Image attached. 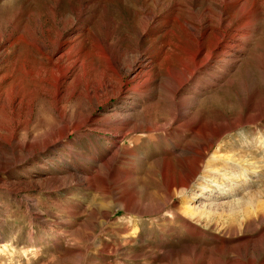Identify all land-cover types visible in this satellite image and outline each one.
<instances>
[{"label":"rangeland","instance_id":"rangeland-1","mask_svg":"<svg viewBox=\"0 0 264 264\" xmlns=\"http://www.w3.org/2000/svg\"><path fill=\"white\" fill-rule=\"evenodd\" d=\"M153 1L132 0V4L131 0H0V78L5 76L0 80V166L7 164L0 168V264H264V119L242 123L209 138L190 132L186 127L195 122L198 110L203 111L208 120L216 122L235 120L246 113L255 114L257 107L264 106V65L256 66L246 54L239 57V64L254 69L251 74V84L255 87L253 107L244 104L243 88L237 92V87L221 84V87L217 85L201 91L197 106L182 111L189 113L184 115L185 121L181 119L171 124L173 135L169 139L189 147L185 148L189 152L184 154L191 164L188 166L195 163L191 157L193 152L208 144L204 160L198 163L200 170L196 168L185 190L181 187L169 190L170 183L176 181L177 184L186 173L156 138H139L133 144L134 157L130 158L134 166L132 171L124 174L130 164L122 165L117 176L105 177L107 186L101 183V178L88 186L79 169L74 170V182L47 181L45 172L39 171L49 167L48 162L56 159L61 150L77 156L91 148L93 142H108L110 132L103 131L97 124L109 115L110 109L130 105L132 100L131 95L112 96L107 111L103 104L94 106L86 93V85L92 87L99 81L100 76L94 75L91 67L103 60L95 54L93 45L89 46L90 55L85 65L77 63L69 72L59 97L55 96L50 75H26L21 66L47 69L48 54L55 61L65 52L57 50V39L68 27L74 30L86 27L96 35L102 27L101 19L107 14L102 5L110 9L112 2L121 8L130 3L140 11L148 9L152 17L149 25L162 30L161 33L177 27L178 21L185 23L188 0ZM201 1L193 2L192 12L196 16L210 8L215 16L218 5L224 4L222 0ZM254 3H260L251 17V23L258 29L255 40L264 44V0H250L248 6ZM79 8L82 19L74 15ZM240 10V7L235 8L232 14L239 15ZM114 14L115 27H121V16L117 12ZM89 38L92 43L93 38ZM121 45L129 49V45ZM145 57L143 51L136 49L124 56L119 67L125 79L131 76V60ZM77 77L81 79L79 84ZM190 93V88H186L181 96H190ZM56 105L62 106V111L73 119H83L82 128L69 130L62 145L19 161L26 147L11 140L12 127L17 125L20 140L28 135V138L36 137L37 144L42 145L46 139H52L55 132L52 124ZM142 111L143 108H138L140 115ZM90 113L93 118L85 120ZM165 120L167 115L163 112L154 119L158 125ZM181 121L186 126L177 137L173 128ZM117 141L120 147L130 144L127 137ZM164 160L170 165L160 172L156 164L159 162L157 165L161 167ZM129 199L132 200L128 204Z\"/></svg>","mask_w":264,"mask_h":264},{"label":"bare ground","instance_id":"bare-ground-1","mask_svg":"<svg viewBox=\"0 0 264 264\" xmlns=\"http://www.w3.org/2000/svg\"><path fill=\"white\" fill-rule=\"evenodd\" d=\"M194 1L195 0L187 1L188 9L186 12L187 18L184 17L185 23L183 24L182 21H178L177 27H171L168 31L163 33H161L162 30H158L157 27H151L149 25V19L152 20V17L149 15L150 11L148 9L140 11L139 7L129 5L130 3H127L128 5L125 4V6L121 8L113 2H109L112 6L110 9L106 5H102L103 9L107 11V14L104 15V18L102 19L99 17L101 19V21H99L101 22L100 25H102V27L99 26L100 29L98 31L95 30L96 35L91 34L90 30L86 27H79L74 30L73 27H68L66 25L69 29L66 28V30L61 33V38L57 39V50H65V52L60 53L55 61L52 60L51 55L46 54V57L48 58L46 62L49 61V67L47 69L41 67L36 68L34 65L33 66L35 68L20 65L21 70L26 73V75L32 76L37 74L39 76L41 73L50 75L53 80L52 83L55 89V96L59 97L64 91L63 83L68 77L69 72L75 68L77 63H80L78 65L82 67L85 65V59L87 55H90L89 46L93 45L95 54L98 56L100 55L103 60V63L99 62L98 65L91 67L94 75L96 73V75L100 76L99 81H96L97 83L92 87L86 85V93L90 100L94 103V106L103 104L105 109L104 111H107V108L109 107V100L112 96L131 95L132 101L130 105H127V103L122 107L119 105L115 106L109 110L107 113L109 115H103L104 117L100 120V123L97 124V126H100L103 131L110 132L111 137L108 142H93L91 148H87L82 153H77V156L73 155L74 153L71 151L66 153L64 152L65 150H61V152L56 156V159H58L57 163H54V160L56 159H51L50 162H48L50 164L49 167H42L39 169V171L45 172L47 175L45 180L55 182L66 180L74 182L76 180L74 170L79 169L80 172L85 175V182L88 186L94 185V182H96L98 178H101V183L106 185V176H117L118 173L122 171V165H126L127 163L130 164L124 174L132 171L134 166L130 161V158L134 155L135 147L133 144H136L139 138L145 137L156 138L160 141V143H163L172 156L176 158L178 162L177 164L182 169L181 171L186 173V175H183L185 177H181L177 184L176 181L171 182L169 190L177 187H181L182 190L187 188L191 176L196 173V168L199 169V161L206 156L208 144H203L201 148L193 152L191 157L195 159V163L192 167L188 166L190 163L187 162L186 158L188 157L184 156V154L189 152V147H185V144L180 145L179 143L173 142L169 139V136L173 135L170 133L172 129V122H177L178 120L185 118L184 115L187 113L182 112L183 110L189 111V109L192 110L191 108L193 106H197L201 91H204L209 87L212 88V86H220L221 84L225 87H237V89H235L236 91L243 88L245 90V94L243 96L244 104L246 107H253L255 105V87L251 84V74L254 72V69L249 65L242 66L239 64V57L242 56V54H246L247 58L253 61L256 66L262 67L264 65V44L255 40V30L258 29H256L251 23V17L255 14L253 11L257 10V5L260 3L257 4V2L248 6L250 5V0H222L224 4L223 6L218 5V12L215 16H213L214 14H211L212 12L210 8L207 9L201 17L196 16L194 12H192ZM251 1L253 2V0ZM149 3L150 1L148 4ZM201 3H203V1L200 2V5ZM238 7L241 8L240 13L237 11L239 15H233V10ZM152 8H155V6ZM116 12L121 16V27H115V21L112 13L116 14ZM151 12L153 11L151 10ZM176 13L177 11L175 14ZM74 15L80 18L81 9L79 8V10L74 12ZM87 20L89 21V19ZM130 21L132 23H130ZM237 22H239L241 26L237 25ZM55 33L53 34V37ZM88 35L93 38L92 43ZM87 40L88 45L86 44ZM122 43L129 45V49L127 46L123 49L122 47L124 46L121 45ZM36 49L40 50L39 48ZM135 49L136 51H143L144 56L146 57L143 60H131V76L128 79H125V77L121 74L119 66L122 59H124V56H126L127 53L135 51ZM64 58L66 59L63 60ZM97 61L100 60L98 59ZM88 62L90 64V60ZM254 64L251 63V65ZM260 69L261 68H259V70ZM8 70L10 72V69ZM83 70H85V68ZM1 71L4 72V70ZM260 73L262 76L261 70ZM4 77L5 76H2L0 80L5 79ZM80 82L81 79L77 77V84ZM124 87L127 88L125 89ZM186 88H190L191 95L182 97L181 93ZM243 89H241V91ZM77 93L79 94V92ZM6 97L8 96L6 95ZM125 97L126 96H124V98ZM10 101L12 100L10 99ZM60 107L56 105L53 108L54 117L52 126L55 128V132L52 135V139H46L42 145L37 144L38 140H36V137L28 138V135L24 136L23 139L20 140L17 136V125L15 124L12 127L10 135L11 140H17L16 145H23L26 147V153L24 156L19 157V161L31 155L35 156L44 150L53 149L58 145H62L61 141H63V138L68 134L69 130L72 129L77 131L82 128L83 119H73L69 116V113V115H67L66 112L62 111V106ZM141 107L143 108V111L140 115L138 108L142 109ZM256 110L255 114H242L235 120H221L216 122L208 120L205 115L202 114L203 111L198 110L195 112V122L190 126H186L181 121V124L178 123L179 125L173 128L175 131L174 134L179 137L184 132L182 129L183 126H186L188 127V131H195L197 135H202L204 137L208 136V138L210 135L217 136L226 131L237 128L242 123L251 124L264 119V106L261 105L259 108L257 107ZM161 112L167 115V120H165L163 124L158 125L154 119ZM92 118L93 115L90 113L86 116L85 120H91ZM124 137H127L128 141L130 144L132 143V145L125 143L123 147L118 146L119 144L117 139ZM216 158L217 155H214L213 159ZM164 162V164L162 163L163 165L161 164V167L157 165L160 164L159 162L156 164V167L160 172L167 170L168 165H170L168 164V161L164 160ZM2 166L6 167L7 164ZM2 166H0V168ZM230 167L232 169L233 166ZM228 173L232 172L229 171ZM203 189L205 190V187H203ZM131 200L132 199H129L127 203L129 204Z\"/></svg>","mask_w":264,"mask_h":264}]
</instances>
